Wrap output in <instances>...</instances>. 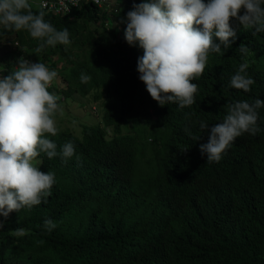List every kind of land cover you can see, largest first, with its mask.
Masks as SVG:
<instances>
[{
	"label": "trees",
	"instance_id": "16d2710c",
	"mask_svg": "<svg viewBox=\"0 0 264 264\" xmlns=\"http://www.w3.org/2000/svg\"><path fill=\"white\" fill-rule=\"evenodd\" d=\"M142 2L116 0L113 10L109 2L81 0L57 15L29 0L33 13L69 31V44L40 52L27 29L0 25V76L21 57L41 62L58 73L50 92L61 86L62 100L90 95L103 108V123L83 124L79 134H46L58 153L67 142L75 153L35 158L56 183L40 205L10 214L0 229V264H264V108L262 131L236 138L219 162L207 163L200 151L231 104L264 100V33L232 18L236 39L221 53L209 51L192 81L195 103L161 106L139 80V51L124 36L123 18ZM242 63L255 80L249 92L230 86ZM143 132L150 136L139 141ZM46 218L57 224L50 232ZM20 228L25 234L13 235Z\"/></svg>",
	"mask_w": 264,
	"mask_h": 264
},
{
	"label": "clouds",
	"instance_id": "9594fccd",
	"mask_svg": "<svg viewBox=\"0 0 264 264\" xmlns=\"http://www.w3.org/2000/svg\"><path fill=\"white\" fill-rule=\"evenodd\" d=\"M41 1L37 3L44 9ZM106 1L113 3L102 0V4H96L102 6ZM30 9L29 0H0V25L17 31L27 29L31 37L41 41L36 52L71 42L67 28L57 30L45 21L43 12L35 14ZM241 9L245 10L242 15ZM232 18L244 28L264 33V0H145L127 12L125 40L130 46L138 43L143 49L137 60L139 80L159 105L176 103L184 108L195 103L198 85L192 81L203 73L209 51L221 53L236 39ZM240 51L247 53L248 49L245 46ZM247 68V63L240 64L231 76L232 88L251 91L255 80L247 75ZM57 76V71L44 63L23 57L14 71L0 76V229L12 212L31 209L51 195L55 173L42 172L34 163L35 158L40 153L48 159L57 155L71 158L75 153L71 142L65 143L58 153L56 143L46 135L57 134L54 117L61 108V97L48 90ZM80 79L87 83L91 77L82 73ZM261 108L264 100L260 98L251 103L237 101L228 107L222 121L210 128L208 142L200 145L207 163L219 162L230 144L244 133L254 136L262 131L258 124ZM200 127L208 130L209 124L201 122ZM43 226L50 232L57 224L46 218ZM25 232L15 229L13 235L22 236Z\"/></svg>",
	"mask_w": 264,
	"mask_h": 264
},
{
	"label": "rangeland",
	"instance_id": "374dc122",
	"mask_svg": "<svg viewBox=\"0 0 264 264\" xmlns=\"http://www.w3.org/2000/svg\"><path fill=\"white\" fill-rule=\"evenodd\" d=\"M108 2V1H106ZM116 0H114L113 3H115ZM111 4L112 9L117 7V4ZM124 3V2H123ZM124 4L127 5V2ZM122 5V4H121ZM126 17L123 18L125 20ZM121 31H123L121 29ZM139 51V57L143 55V49L139 47L138 43L135 46ZM56 84V82H55ZM54 85L53 82L51 86ZM62 88L61 86H58V89ZM52 90L51 93H55L58 96L61 97V100L58 101L61 108L58 110V112L55 115V121H56V127L57 129H68L72 131L74 134H79L81 130V127L83 124H100L102 122V112L103 108L100 105L99 101H94L89 96H81L78 93L73 94L72 96L68 97L67 99L62 100L61 93ZM57 89V90H58ZM128 128V126H124L122 130L125 132ZM111 132V130H110ZM145 134L148 133H141L138 137L139 141H144ZM149 135V134H148ZM150 136V135H149Z\"/></svg>",
	"mask_w": 264,
	"mask_h": 264
},
{
	"label": "built area",
	"instance_id": "2783aa9c",
	"mask_svg": "<svg viewBox=\"0 0 264 264\" xmlns=\"http://www.w3.org/2000/svg\"><path fill=\"white\" fill-rule=\"evenodd\" d=\"M79 0H42L41 6L44 9L50 10L54 13L61 14L70 11L73 5H76ZM97 4H102V0H93Z\"/></svg>",
	"mask_w": 264,
	"mask_h": 264
}]
</instances>
